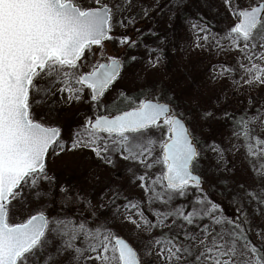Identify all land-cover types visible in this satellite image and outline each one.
Here are the masks:
<instances>
[{"label": "snow or ice", "instance_id": "6c2138e0", "mask_svg": "<svg viewBox=\"0 0 264 264\" xmlns=\"http://www.w3.org/2000/svg\"><path fill=\"white\" fill-rule=\"evenodd\" d=\"M220 3L228 22L217 29L203 14L190 18L187 0H0V264H264V228L254 232L250 219L264 215V96L252 94L264 87V0ZM156 11L185 18L187 50L226 57L209 61L210 81L249 94L239 114L219 96L201 110L204 122L217 112L228 122L226 143L205 137L189 101L162 81L120 83L140 59L127 29ZM149 31L146 64L156 69L173 35ZM74 105L86 108L66 137L52 115ZM79 151L123 167L143 197L112 181L90 195L61 180L52 162ZM234 157L255 187L234 179ZM118 225H131L135 241Z\"/></svg>", "mask_w": 264, "mask_h": 264}, {"label": "rangeland", "instance_id": "374dc122", "mask_svg": "<svg viewBox=\"0 0 264 264\" xmlns=\"http://www.w3.org/2000/svg\"><path fill=\"white\" fill-rule=\"evenodd\" d=\"M149 2L155 3L156 0H149ZM159 3L164 4L165 0H159ZM186 7L190 18H194L195 14L198 13L203 14L217 29L224 27L228 22L224 19L226 12L220 0H207L206 3L204 0H187ZM217 9H219V12H217ZM170 16V13L165 15L161 11H156L151 19L141 18L135 26H129L127 29L128 34L140 41V46L128 51L133 55H137L140 59L132 63L131 66L126 67L124 79L120 83L128 89H135L138 84L162 81L166 88L175 91L181 102L189 101L188 107L191 109L194 123L202 130L205 137H208L210 133H215L214 137L217 142L223 141L226 143L231 134L228 122L219 118L221 117L219 112H217V119L204 122L200 120L201 110L215 109L217 107V97L219 96L228 111H236L239 114V110L248 106L249 94L245 91L234 93L226 81L221 83L210 81L208 78L210 72L209 61L224 60L226 57H212L207 52H200L195 49L187 50L186 44L191 37L185 26V18L182 17L181 22L178 24L176 19L174 17L170 19ZM150 27L161 32L167 29L169 34L173 35V43L166 49L165 61L156 69H149L146 64L149 55L146 46H156L153 43L155 37L149 31ZM107 47L112 52L118 50L113 43H109ZM227 59H231V57H227ZM138 74L144 76L143 81L138 80ZM225 93L227 98H225ZM252 94L264 96V87L253 89ZM78 108L85 109L86 106H58L57 111L52 115V119L59 122L65 129L66 137L69 131L76 126L77 121L81 119V113L77 111ZM46 111L43 106L41 109H37L38 113H45ZM208 156L210 157L211 153H208ZM232 158L230 156V159ZM234 159L237 162L234 179L238 180L239 175H241L246 180L250 173L248 166L242 163L239 157H234ZM207 163L208 160H205V166H207ZM51 167L61 180L89 189L90 195L99 193L106 184L112 181L127 185L128 194L143 197L141 189L128 184V174L123 167L105 169L102 165L97 164L91 153L86 151L69 152L62 155L52 162ZM250 219L253 221L254 232L257 228H264V215H253L250 216ZM118 227L121 234L130 241H135L136 234L132 231L131 225H118ZM254 238L258 239L259 237L255 236Z\"/></svg>", "mask_w": 264, "mask_h": 264}, {"label": "trees", "instance_id": "16d2710c", "mask_svg": "<svg viewBox=\"0 0 264 264\" xmlns=\"http://www.w3.org/2000/svg\"><path fill=\"white\" fill-rule=\"evenodd\" d=\"M186 89V88H185ZM216 134L215 133H210L209 136L215 138ZM208 136V137H209ZM249 173V172H248ZM239 182L242 183H246L247 185L251 186V187H255V181L253 180V176L252 173L250 171L249 173V177H246V180L244 178L241 177V175H239V179L237 180ZM215 195V193H214ZM224 203H225V208L228 214H234V209L237 207V205L233 202V199L231 196L228 195V193H225L224 196L220 197ZM248 211L249 213L253 212V207H254V202L253 205H248ZM256 216H261L260 214H256Z\"/></svg>", "mask_w": 264, "mask_h": 264}]
</instances>
